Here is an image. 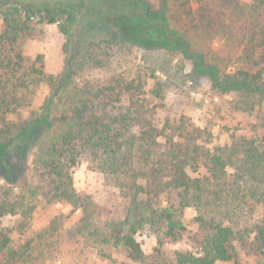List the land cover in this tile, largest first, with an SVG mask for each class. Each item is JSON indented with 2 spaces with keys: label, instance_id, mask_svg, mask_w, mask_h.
Instances as JSON below:
<instances>
[{
  "label": "rangeland",
  "instance_id": "obj_1",
  "mask_svg": "<svg viewBox=\"0 0 264 264\" xmlns=\"http://www.w3.org/2000/svg\"><path fill=\"white\" fill-rule=\"evenodd\" d=\"M149 1L156 9L168 4L173 24L187 31L194 46L225 73L246 67L242 62L249 59L264 62V12L252 0ZM2 26L0 18V30ZM66 39L57 23L41 26L23 40L17 74L36 66L60 75L67 58ZM106 44L95 48L99 61L84 70L78 84L86 90L113 89L94 99L104 113L115 117L132 112L130 124L123 129L124 148L131 155L119 171L112 169L106 155L89 154H83L71 169L78 193L91 197L89 217L81 207L53 195V178L36 172L33 154L27 160L14 158L9 176L0 160V232L10 238L8 248L33 239L38 255H45L34 264H170L177 251H196L197 211L193 206L183 208L178 189L168 185L170 148L183 156L195 155L197 160L188 170L199 176L207 171V153L226 151L241 140L255 139L264 146V98L260 95L216 91L208 78L193 74L191 61L178 51L125 43L108 48ZM10 76L11 68L0 64V94H14L6 99L10 108H16L6 120L19 123L40 109L51 86L45 81L36 85L37 76H31L29 91L14 86ZM146 130L161 135L149 139ZM248 204H254L253 199ZM256 206L248 217L252 223L264 214V208ZM162 208L172 216L163 215ZM172 221L180 226L178 238L164 233ZM133 223L140 224L135 237L142 257L131 256L123 245H107L99 252L94 231L124 233ZM237 247L240 264H264V250L255 251L241 242ZM8 248L0 247V264Z\"/></svg>",
  "mask_w": 264,
  "mask_h": 264
},
{
  "label": "trees",
  "instance_id": "obj_2",
  "mask_svg": "<svg viewBox=\"0 0 264 264\" xmlns=\"http://www.w3.org/2000/svg\"><path fill=\"white\" fill-rule=\"evenodd\" d=\"M252 3L264 12V0H252ZM0 18L3 22L0 64L11 68L14 86L27 87L30 91L33 80H27L31 76H37L33 81L36 85L45 81L51 86L40 109L19 123L6 120V115L16 109L8 106L6 96L14 94H0V119L5 125L0 128L2 168L9 176L14 158L27 160L33 154L36 172L53 178V195L81 207L86 219L92 200L89 195L78 193L71 169L79 164L83 154H89L96 158L106 155L112 169L119 171L131 155L124 148L123 129L130 124L132 112L115 117L104 113L94 99L113 89L86 90L78 84L84 70L99 61L94 52L101 47V42L107 43L108 48L125 43L178 51L191 61L193 74L208 78L216 91L240 90L264 98L263 61L249 59V62H242L246 67L225 73L219 63L209 61L204 52L194 46L187 31L173 24L168 4L156 9L149 0H0ZM53 23L58 24L67 38L63 46L67 56L63 72L48 74L33 66L18 75L23 40L44 24ZM145 132L149 139L161 135L159 131ZM170 149L168 185L178 189L183 208L193 206L196 209L194 219L199 227L194 236L197 250L177 251L170 264H240L238 242L255 251L264 250V214L255 223L248 218L257 204L264 208V146L255 139L241 140L226 151L207 153V171L199 176L191 175L188 170L197 160L195 155L183 156L174 148ZM248 199H253L254 204L249 205ZM160 210L163 215L172 216L167 208ZM139 225L133 223L124 233L120 229L108 233L94 231L99 252L102 253L107 245H123L131 256L142 257V246L135 237ZM179 228L178 223L172 221L164 233L178 238ZM9 242L10 238L0 232V247L8 248ZM33 242L32 239L19 247L8 248L3 254V263L34 264L45 255H38Z\"/></svg>",
  "mask_w": 264,
  "mask_h": 264
}]
</instances>
